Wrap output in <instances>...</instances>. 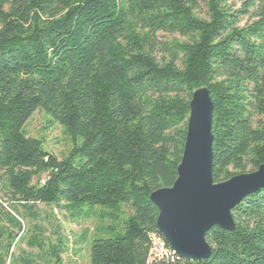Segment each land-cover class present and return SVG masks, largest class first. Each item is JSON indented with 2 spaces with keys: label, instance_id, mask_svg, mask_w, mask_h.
<instances>
[{
  "label": "trees",
  "instance_id": "1",
  "mask_svg": "<svg viewBox=\"0 0 264 264\" xmlns=\"http://www.w3.org/2000/svg\"><path fill=\"white\" fill-rule=\"evenodd\" d=\"M202 87L213 103V181L256 171L264 0H0V194L31 217L36 204L76 219L97 207L115 225L124 208L120 226L92 240L89 264H264V189L231 211L234 231L206 233L208 259L151 252L161 238L149 197L176 179L189 102ZM36 111L69 139L64 158L25 134ZM4 216L0 264H35L10 253L21 224ZM63 247H49L54 264Z\"/></svg>",
  "mask_w": 264,
  "mask_h": 264
},
{
  "label": "water",
  "instance_id": "2",
  "mask_svg": "<svg viewBox=\"0 0 264 264\" xmlns=\"http://www.w3.org/2000/svg\"><path fill=\"white\" fill-rule=\"evenodd\" d=\"M213 103L207 88L192 93L186 136L176 179L170 188L151 193L158 210L156 230L181 260L199 262L211 255L206 233L213 227L232 232L231 211L264 189V164L252 173L215 183L212 176Z\"/></svg>",
  "mask_w": 264,
  "mask_h": 264
},
{
  "label": "rangeland",
  "instance_id": "3",
  "mask_svg": "<svg viewBox=\"0 0 264 264\" xmlns=\"http://www.w3.org/2000/svg\"><path fill=\"white\" fill-rule=\"evenodd\" d=\"M246 22L247 20H244L243 24ZM159 36L161 39H178L177 36ZM24 132L28 137L41 140L45 150L58 159L64 158L71 150V143L63 129L57 124H50L41 111H36L32 115L24 126ZM0 206V222L7 229L10 230L11 226L4 216L6 213L11 214L21 224L20 231L13 230L15 234L22 236L19 241L16 240L17 243L10 249V253L15 257L32 258L35 264H54L55 259L48 255L49 247H58L60 244L64 247L58 253V264H89L92 240L105 237L109 227L117 229L127 215L123 208L119 221L113 225L108 219L100 218L104 211L97 207H83L82 211L88 212L91 217L76 219L72 218L69 212L59 210L54 205L36 204L31 210L33 214L31 217L22 206L11 203L2 194ZM32 242L43 246L30 247L29 243Z\"/></svg>",
  "mask_w": 264,
  "mask_h": 264
},
{
  "label": "built area",
  "instance_id": "4",
  "mask_svg": "<svg viewBox=\"0 0 264 264\" xmlns=\"http://www.w3.org/2000/svg\"><path fill=\"white\" fill-rule=\"evenodd\" d=\"M161 238V237H160ZM164 241L161 239L152 238V249L151 252L156 256L175 257L176 255L169 248L165 249ZM167 246V245H166ZM168 247V246H167ZM177 257V256H176Z\"/></svg>",
  "mask_w": 264,
  "mask_h": 264
}]
</instances>
